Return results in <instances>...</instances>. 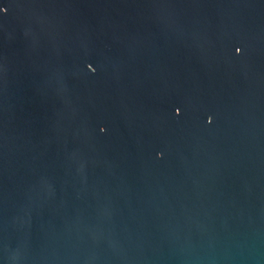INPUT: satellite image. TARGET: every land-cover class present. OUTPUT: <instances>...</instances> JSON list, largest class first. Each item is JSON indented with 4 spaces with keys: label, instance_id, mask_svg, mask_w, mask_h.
<instances>
[{
    "label": "water",
    "instance_id": "1",
    "mask_svg": "<svg viewBox=\"0 0 264 264\" xmlns=\"http://www.w3.org/2000/svg\"><path fill=\"white\" fill-rule=\"evenodd\" d=\"M0 264H264V0H0Z\"/></svg>",
    "mask_w": 264,
    "mask_h": 264
},
{
    "label": "clouds",
    "instance_id": "2",
    "mask_svg": "<svg viewBox=\"0 0 264 264\" xmlns=\"http://www.w3.org/2000/svg\"><path fill=\"white\" fill-rule=\"evenodd\" d=\"M158 155H160V154H158Z\"/></svg>",
    "mask_w": 264,
    "mask_h": 264
}]
</instances>
